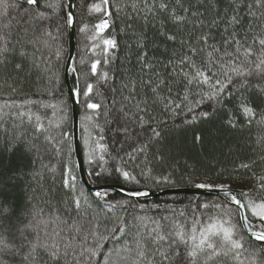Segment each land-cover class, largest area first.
Returning <instances> with one entry per match:
<instances>
[{
  "label": "snow or ice",
  "instance_id": "6c2138e0",
  "mask_svg": "<svg viewBox=\"0 0 264 264\" xmlns=\"http://www.w3.org/2000/svg\"><path fill=\"white\" fill-rule=\"evenodd\" d=\"M109 5L110 0H101V3L89 6L90 14L102 13L104 18L94 25L83 24L79 31L86 34L91 45L89 51L98 58L91 60L90 72L78 76L76 87L70 92L78 103L83 96V105L90 110L81 117L84 158L89 165L97 159L101 163L97 164L100 171L90 172L89 175L96 181L107 182L115 177L117 181L135 185L125 191L128 197L138 200L149 195L141 178L144 181L152 179L156 183L160 182V178L150 177V170H141L139 176L132 170H126L123 164L128 161L123 157H119L122 163L112 170L105 168V154L109 153V147L102 143L105 140L104 129L94 122L99 110L104 109L103 115L111 117L105 122L115 124L116 136L124 138L114 141L120 145V151L129 141L139 139L141 134L151 133L150 139L160 136L157 127L149 126L145 130L149 121L140 113H148L149 100H138L135 78L122 80L121 91L128 92L127 96L122 95V100L127 104L115 110V115L112 106L117 101L108 102L104 98L106 94L99 90V85L107 86L115 80L111 66L115 62L114 50L119 47L115 36L105 35L112 15ZM74 7L73 0H56L55 3L51 0H24L23 4L20 0L12 3L0 0V56H4L6 61L10 51L8 45L13 40L15 44L11 51L19 52L21 57L27 55V46L36 41L44 38L57 40L63 29L75 26ZM130 7L135 18L142 19L145 27L159 20L158 34L167 42L179 44V53L174 51L169 64L164 66L165 70L171 68L166 78L153 71V65L147 62L146 52L138 53L137 64L142 74L138 78L145 95L150 91L153 97H158L161 89L167 88L168 95L162 98V102L165 110L173 116L179 115L185 108L195 113L201 105L215 108L229 98H237L236 110L249 124L252 123L256 109L249 96L254 93L264 96V0H133ZM132 18L129 16V19ZM169 25L178 31L169 32ZM144 39L138 48L146 46ZM60 51L57 48V59L60 58ZM80 62L84 64L85 60L81 58ZM71 71L76 72V68ZM81 78L83 87L80 85ZM92 78H95V83L89 82ZM173 84L184 86L182 96L172 97ZM111 91L116 93L117 89L112 87ZM94 97L102 99L97 101ZM23 103L44 106L43 102L31 99ZM128 104L135 111L129 110ZM19 107L15 101L0 105V121L9 115L13 119L11 127H4L2 132L6 150L15 152L23 149L36 156L41 155L43 150H54L58 157L61 156L62 145L70 133L61 130L59 138L52 136L50 127L44 123L46 117L38 110L2 111L3 108L11 110ZM210 114L209 111H202L194 114L192 119L208 118ZM16 120L20 122L16 123ZM259 122L264 124V116ZM227 123L235 126L234 119L230 118ZM129 125L138 126L140 132L136 133L135 128ZM56 127L60 128V125ZM97 128L99 132L94 135L92 129ZM41 136L42 143L39 142ZM46 145L51 148L46 149ZM146 147L147 144L131 147L126 155L129 160H134L133 153L143 152ZM241 167L248 168L249 165ZM42 168L52 173L56 171L55 167L48 165H42ZM37 174L33 173V178ZM163 179L168 181V177ZM55 183L54 177L53 185ZM59 183L66 197L62 201L54 202V187L41 197L40 203H34L35 196H29L19 208L0 201V264H226L228 261L231 264H264V198H252L249 192L237 193L229 184L213 186L196 183L197 189L215 191L222 194L223 200L211 205H193L191 215L187 209L179 212L171 209V215L159 218L137 217L134 224L136 231L129 236L128 223L123 217L116 226L106 229L107 234L101 233L97 224L86 219L88 200L83 192L77 194L71 162L64 163ZM257 184L259 190L264 191V176L257 178ZM94 195L99 199L106 192L96 191ZM139 207L141 210L145 208L143 204ZM245 237L254 244L260 243L250 250L245 246Z\"/></svg>",
  "mask_w": 264,
  "mask_h": 264
},
{
  "label": "trees",
  "instance_id": "16d2710c",
  "mask_svg": "<svg viewBox=\"0 0 264 264\" xmlns=\"http://www.w3.org/2000/svg\"><path fill=\"white\" fill-rule=\"evenodd\" d=\"M9 3L14 0H8ZM23 4L24 0H20ZM55 3L56 0H51ZM66 2V0H61ZM75 7L73 11L76 14L75 23V54L72 67L76 68V72L70 70L69 81L72 88L76 87L77 77L85 72H90V62L92 59L98 58L93 56L89 51L91 45L86 38V34L80 33V27L87 23L94 25L101 18L102 13H89V6L94 3H101V0H73ZM133 0H110L109 11L112 13L110 18V27L106 30L105 35L115 36L119 47L115 49V62L111 66V71L115 76L114 81H110L109 85H99V90L104 92V97L108 102L116 100L117 103L113 107V115L127 102L122 100V95L127 96L128 92L121 91V83L130 78L137 80L138 100H149V111L145 115V119L149 121L145 125V130L149 126L157 127L160 136L150 139L151 133L148 135L141 134L139 139L131 140L124 145L123 151H120V145L114 143L117 139L123 140V136L117 137L114 129L115 124L106 123L103 115L104 109L99 110V115L94 117V122L100 128H103V135L109 147V153L105 154L104 167L112 170L116 165L121 164L119 157H123L127 164H123L126 170H132L134 174L139 176L141 170L149 172L150 177L160 178V182L148 179L142 183L148 191L158 192L170 189L193 188L196 183H213L228 182L231 185L240 183L243 188L237 192H249L252 198H264V191H260L257 184V178L264 176V124L259 121L264 116V96L251 94L249 100L256 109V117L249 124L247 120L236 110L237 98H229L222 105L215 108L208 104L201 105L195 113L188 112L185 108L179 115L173 116L170 111H166L162 98L168 95L167 88H162L158 97H153L148 91L139 84V65L137 64V55L143 51L147 53V62L153 65V71L160 72L165 78L167 72L171 71L169 67L165 70V65L169 64L173 52L179 53V44L167 42L158 34L160 29L159 20L155 24L149 23L146 27L142 19L135 18L130 5ZM24 7H27L24 4ZM119 9V10H118ZM59 11V10H58ZM15 15V12L12 13ZM65 14V13H60ZM132 16V19H129ZM58 17H54L56 19ZM132 25L131 28L128 25ZM169 32L178 31L171 25L167 29ZM54 31V29H53ZM143 34V35H142ZM146 37V39H144ZM47 39V45L45 44ZM144 39L145 47L138 48V44ZM15 40L8 45L10 49L7 54L6 61L4 56H0V105L6 101H15L19 108H3V112L14 113L17 111H39L45 116L44 123L50 127V134L59 138L60 131L70 133L68 140L64 141L63 153L57 156L54 150H43L42 154L26 153L23 149L15 152H9L3 145V128L11 127L13 119L11 115L4 117L0 121V201L15 207H21L29 196H35L34 203H40L41 197L53 187L55 188V201L65 199V193L60 187V174L63 171L65 162H71L77 182V194L83 192L88 200L86 211V219L92 221L93 224L99 226V231L103 234L106 229L116 226L117 222L123 217L128 223L129 236L135 231L134 224L137 217L147 216L159 218L171 215V209L179 212L187 209L191 215L193 205L197 204H213L219 203L223 197H200L196 195L186 194H169L161 196L157 199L129 198L115 191H104L106 195L97 199L95 195L87 192L83 183L79 179L78 170L75 167L77 161L74 155L73 136H72V114L71 103L68 93L66 92V84L64 81V65L68 54V29L65 28L59 38L55 41L50 38H44L27 46V55L21 57L19 52L11 51ZM59 48L60 58L57 59L56 50ZM99 52V50H96ZM81 58L85 60L81 64ZM17 65H20L17 68ZM98 66V70H99ZM148 71V70H146ZM152 74L151 71L148 72ZM155 79V77H153ZM89 82L95 83V78ZM170 83H172L170 81ZM81 87L84 86L83 78L80 81ZM117 89L116 93H112L111 88ZM15 89L13 92L12 89ZM50 90V91H49ZM184 93L182 84L172 85V97L175 98L179 94ZM247 95V94H246ZM196 97H190L195 99ZM35 100L43 102L44 106L27 105L23 102L26 100ZM97 101L101 97H94ZM80 136L81 147L84 152L83 130L81 127V117L88 111L83 105V96H80ZM179 103V99L176 100ZM129 110L135 111L131 104L127 105ZM209 111L211 114L208 118L192 119L193 115L199 112ZM151 118V119H149ZM235 120V126L227 123L229 119ZM51 121V124L49 122ZM19 123V120L15 121ZM59 124L60 128L56 125ZM135 128V132L139 133L138 126L129 125ZM27 127V124H25ZM93 134L99 132V128L92 129ZM199 137V139H197ZM99 138L98 136L96 137ZM40 143L43 142V136L40 137ZM69 144H71V154H69ZM147 144L143 152L133 153L134 160H129L126 155L131 151V147H139ZM131 145V147H129ZM50 149V145L45 146ZM113 157H116L115 159ZM101 163L98 159L91 165L84 158V169H86L87 180L94 186L117 184L122 187L132 188L133 184H126L123 181H117L115 177L104 181H96L90 172L100 171L97 164ZM249 165L248 168L241 165ZM42 165L55 167V173L43 169ZM33 173H38L33 178ZM55 177V185L53 178ZM168 177V181L163 178ZM243 199V197H241ZM136 204V207L132 205ZM143 204L145 208L140 209L139 205ZM116 205V207H111ZM158 206V207H156ZM238 218V217H237ZM121 244L123 241L120 242ZM258 244V242H256ZM252 241L245 237V246L250 250L256 247ZM111 246V242L108 247ZM102 259V257H101ZM223 261V258H221ZM231 264V261L226 262Z\"/></svg>",
  "mask_w": 264,
  "mask_h": 264
},
{
  "label": "water",
  "instance_id": "95a60500",
  "mask_svg": "<svg viewBox=\"0 0 264 264\" xmlns=\"http://www.w3.org/2000/svg\"><path fill=\"white\" fill-rule=\"evenodd\" d=\"M74 3V2H73ZM76 26V25H75ZM75 26L72 29H68V54L67 59L64 65V81L66 84V92L68 93L69 100L71 103V114H72V136H73V147H74V155L75 159L77 161V164L80 165L78 170L79 179L83 183L84 187L86 188L87 192L94 195L96 191H110V192H117L124 197L127 196L125 189H128L127 187H122L117 184L113 185H102V186H94L89 183V180H87L86 175V169H84V158H83V152L81 147V136H80V103H78L72 96L70 89H72L71 81H69V73L72 67V63L74 60V54H75ZM69 57L72 59L70 60ZM234 190V189H233ZM237 192V190H234ZM186 194V195H196V196H206V197H223L222 194H218L215 191H208L206 189H197L196 187L193 188H180V189H170L169 190H163L158 192L149 191V195L147 197H141L144 199H157L161 196H168L169 194ZM238 193V192H237ZM128 197V196H127ZM131 198V197H129ZM136 199V198H134ZM260 243V242H258Z\"/></svg>",
  "mask_w": 264,
  "mask_h": 264
},
{
  "label": "rangeland",
  "instance_id": "374dc122",
  "mask_svg": "<svg viewBox=\"0 0 264 264\" xmlns=\"http://www.w3.org/2000/svg\"><path fill=\"white\" fill-rule=\"evenodd\" d=\"M202 183H204V182H202ZM207 183H208V182H207ZM208 184H211V185H213V186H216V185H219V184H229V185L231 186V188L234 189V190H239V189H241V188L244 187V185H242V184H240V183H236V184H234V185H231V184L228 183V182H213V183H208Z\"/></svg>",
  "mask_w": 264,
  "mask_h": 264
}]
</instances>
